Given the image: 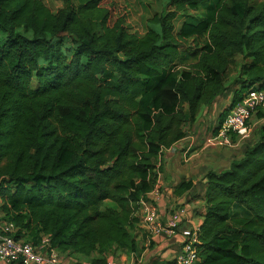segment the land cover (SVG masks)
Here are the masks:
<instances>
[{
  "label": "trees",
  "instance_id": "1",
  "mask_svg": "<svg viewBox=\"0 0 264 264\" xmlns=\"http://www.w3.org/2000/svg\"><path fill=\"white\" fill-rule=\"evenodd\" d=\"M55 1L0 0L4 221L17 241L49 236L74 264L139 257L141 202L159 157L226 92L221 118L264 91V0H158L141 36L127 27L125 0ZM185 55L197 62L184 65ZM262 130L206 177L198 264H264Z\"/></svg>",
  "mask_w": 264,
  "mask_h": 264
},
{
  "label": "crops",
  "instance_id": "2",
  "mask_svg": "<svg viewBox=\"0 0 264 264\" xmlns=\"http://www.w3.org/2000/svg\"><path fill=\"white\" fill-rule=\"evenodd\" d=\"M217 1L212 0V4H216ZM184 57L186 60L187 55ZM197 59L198 56L193 63H196ZM232 99L233 91L230 90L210 108L204 109L194 125L186 128L187 136L172 148L165 150L159 157L158 168L160 170L157 183L148 197L151 203L158 208L164 222L169 218L171 211L181 205L188 206L190 219L179 227L176 236L158 237L151 240L144 231L145 225L140 220L141 231L137 241L142 264L149 258L152 264H166L175 261V257L181 252L187 234L196 226L201 227L203 223L208 173L229 169L231 164L239 160L245 150L255 142H250L251 137L245 138L239 134V136L232 137L230 145L219 144L218 136L226 118H221V115L230 106ZM205 121H208V124H203ZM186 150H190L188 155H186ZM188 183L191 187L186 192H176L178 187ZM3 206L4 201L0 198V222H5ZM0 264L8 263L0 259ZM83 264L89 263L84 262Z\"/></svg>",
  "mask_w": 264,
  "mask_h": 264
},
{
  "label": "built area",
  "instance_id": "3",
  "mask_svg": "<svg viewBox=\"0 0 264 264\" xmlns=\"http://www.w3.org/2000/svg\"><path fill=\"white\" fill-rule=\"evenodd\" d=\"M259 111H264V91L248 92L231 109L222 123L218 136L220 145H230L233 136L242 134L245 138L253 135V129H246L251 118ZM190 150H186L188 155ZM140 220L145 225L144 231L150 240L158 237H174L179 227L190 219L189 208L181 205L173 209L166 222L163 221L158 208L151 201L141 202ZM138 235L141 231L138 228ZM17 228L12 222H0V259L8 264H70L51 246L49 236H42L37 245L24 240L17 241L14 234ZM200 226L187 234L181 252L175 257L176 264H198L200 261L196 245L199 243ZM126 263L142 264L141 258L134 254L125 255ZM107 264H117L114 256L107 258Z\"/></svg>",
  "mask_w": 264,
  "mask_h": 264
},
{
  "label": "rangeland",
  "instance_id": "4",
  "mask_svg": "<svg viewBox=\"0 0 264 264\" xmlns=\"http://www.w3.org/2000/svg\"><path fill=\"white\" fill-rule=\"evenodd\" d=\"M50 1L51 6L53 9H56L59 7V2L55 0H46ZM158 0H125L126 5V12H127V27L131 30V33H136L138 35H143L145 33V26H144V18L148 17L150 15L151 10L149 11L150 7L154 8V10L157 11V3ZM256 2H262L263 0H255ZM70 7H76L75 0H67ZM201 12L205 14V8H201ZM180 22L177 23V27L180 26ZM195 60V55L189 56L185 61L184 65H189V63H193ZM241 60H236L234 66L231 69L230 75L234 78L237 76V73L239 71V68L241 66ZM107 79L111 81V83H114V78L111 74L106 75ZM218 115H216L217 117ZM213 117L214 114H213ZM203 124H208V121H205ZM264 127V120L259 119L254 115L249 123L246 125V129L252 128L253 129V135L251 136L250 142L255 141L258 139V137L262 133V129ZM114 258L116 259L117 264H128L126 263L125 256L121 252H117L114 255ZM70 264H74V261H67ZM86 261H83V263ZM82 263V264H83ZM143 264H152L151 258L148 259V261H144Z\"/></svg>",
  "mask_w": 264,
  "mask_h": 264
}]
</instances>
